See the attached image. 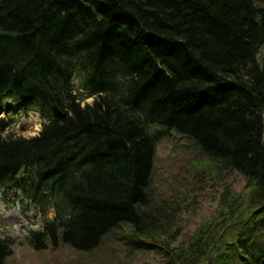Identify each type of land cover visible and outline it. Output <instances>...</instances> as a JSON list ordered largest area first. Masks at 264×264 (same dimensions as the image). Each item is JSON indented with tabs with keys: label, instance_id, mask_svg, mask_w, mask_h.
I'll return each instance as SVG.
<instances>
[{
	"label": "trees",
	"instance_id": "trees-1",
	"mask_svg": "<svg viewBox=\"0 0 264 264\" xmlns=\"http://www.w3.org/2000/svg\"><path fill=\"white\" fill-rule=\"evenodd\" d=\"M257 2L264 0H0V106L9 101L20 117L44 120L38 136L0 131V190L44 218L29 232L34 250L93 252L121 233L165 264H264ZM153 127L245 178L248 199L232 240L229 224L217 222L173 246L181 228L173 230L150 192ZM14 244L0 238V264Z\"/></svg>",
	"mask_w": 264,
	"mask_h": 264
},
{
	"label": "rangeland",
	"instance_id": "rangeland-1",
	"mask_svg": "<svg viewBox=\"0 0 264 264\" xmlns=\"http://www.w3.org/2000/svg\"><path fill=\"white\" fill-rule=\"evenodd\" d=\"M257 5L264 6V3L257 2ZM74 82L79 85L77 80ZM93 101L94 98H88L83 105ZM9 110L13 112L10 115ZM16 111L17 105L9 101L5 108L0 106V131L26 138L37 136L43 124L40 115L33 113L26 118L20 117ZM150 131L159 136L150 192L163 216L176 224L173 230L181 228L179 241L173 246L179 245L180 241L187 242L191 234L217 222L223 223V227L229 224L226 239L232 240L240 226L235 224L238 222L237 214L248 199L245 178L236 172L223 171L218 163L202 155L192 142L181 135L166 136L155 127ZM226 187L230 188L229 194ZM239 197L241 204L235 200ZM15 200L14 191L7 197L0 191V238L15 241L13 256L7 264L166 263L157 252H144L128 244L129 240L120 241L121 233L107 236L93 252H78L68 246L35 251L27 238L30 230L42 228L43 218L34 208H29L27 202L24 208ZM48 216L55 218L54 207L49 209Z\"/></svg>",
	"mask_w": 264,
	"mask_h": 264
},
{
	"label": "water",
	"instance_id": "water-1",
	"mask_svg": "<svg viewBox=\"0 0 264 264\" xmlns=\"http://www.w3.org/2000/svg\"><path fill=\"white\" fill-rule=\"evenodd\" d=\"M104 3L108 6L114 7L118 5V0H104Z\"/></svg>",
	"mask_w": 264,
	"mask_h": 264
}]
</instances>
